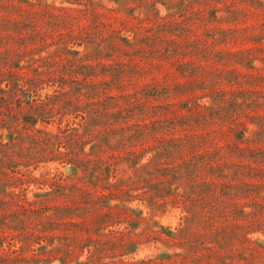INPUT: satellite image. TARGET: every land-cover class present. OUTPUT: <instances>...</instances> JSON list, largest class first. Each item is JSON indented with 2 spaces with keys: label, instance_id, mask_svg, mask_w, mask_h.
Returning a JSON list of instances; mask_svg holds the SVG:
<instances>
[{
  "label": "trees",
  "instance_id": "obj_1",
  "mask_svg": "<svg viewBox=\"0 0 264 264\" xmlns=\"http://www.w3.org/2000/svg\"><path fill=\"white\" fill-rule=\"evenodd\" d=\"M63 1L77 6L0 0V264H109L105 237L122 242L128 236L124 251L135 249L137 241L125 230L136 228L134 216L141 214L126 204L133 197L184 212L175 230L161 231L182 250L160 253V263L264 264V239L248 237L264 220V203L256 199L264 191V113H250L264 107V90L231 92L221 72L212 76L207 62L182 59V42L159 35L205 10L194 0H167L162 4L169 13L161 16L159 0H109L115 6L104 13L96 10L104 5L100 0ZM199 1L210 8L212 37L233 44L264 38L253 25L241 37L236 25L214 24L236 20V0L224 3L222 16L217 11L226 0ZM198 49L207 58L210 51ZM224 51L233 61L254 59L247 49ZM163 59H175L188 79L134 81V74L164 68ZM261 62L264 68V57ZM112 88L131 93H109ZM187 88L203 90L202 96L170 100ZM204 94L210 104L198 101ZM175 106L196 107V116H177ZM185 124L205 131H189ZM119 157L130 163L126 176L119 175ZM50 162L66 171L39 167ZM123 223L124 229L111 228ZM84 249L86 259L78 260Z\"/></svg>",
  "mask_w": 264,
  "mask_h": 264
},
{
  "label": "rangeland",
  "instance_id": "obj_2",
  "mask_svg": "<svg viewBox=\"0 0 264 264\" xmlns=\"http://www.w3.org/2000/svg\"><path fill=\"white\" fill-rule=\"evenodd\" d=\"M46 2H54L56 5L62 4L65 6H77L75 4H70L63 0H44ZM85 1V0H81ZM94 2H98L99 0H92ZM167 0H159V2L156 4V7L159 10V14L161 16L167 15L169 12L166 9V6L162 3H166ZM100 2L103 5H98L96 7V10L100 12H107L106 7H114L115 4L112 3L109 0H100ZM230 0H226L225 2H220V10L217 11L218 16L226 15V7H224V3H229ZM194 7L204 9L205 11L203 14L198 15V13H195L192 15V17L185 18L184 21L180 24L179 27H177L175 30L172 31H166L162 30L159 32V35L162 37H169L174 39H179L182 44L179 47V55L184 60H196L201 59L203 62H207L209 65V70L213 71L212 73H209L210 75L216 74L214 71L221 72L222 80H223V87L230 90L231 92L234 90H238L241 92L243 96L245 91L247 89L251 90H264V68L261 62V59L264 57V38H255L254 40L245 39L242 41H237L235 44L233 42H222V40H219L220 36L216 35L214 37L211 36L212 32L208 33V30L210 28V16L209 10L210 8L206 7L205 5H202L199 0H194ZM236 4L238 5L240 11H238V14H236V20L233 22H218L214 21V24L217 26L222 27H229L234 26L239 28V31L237 34L242 36L247 35L248 31L251 29H245L246 25H253V29L264 30V0H236ZM206 7V9H205ZM188 14H190L189 11H187ZM177 17H179L183 13L177 12ZM182 17V16H181ZM184 18V17H182ZM181 18V19H182ZM84 21V19L82 20ZM76 22V21H75ZM112 24L114 26H121V24L117 20H112ZM186 25V30L182 31L181 33L180 28L181 26ZM167 29V28H166ZM169 30V29H167ZM180 33V34H179ZM179 35V36H178ZM184 43V42H188ZM157 45L163 46L165 45L164 42H160L158 40ZM205 48L208 51L207 58H204V56L198 52V48ZM84 46L80 47L79 50H83ZM238 50V49H247L249 50L250 56H254V59L252 61H233L227 58L226 54L224 53V50ZM248 52H243L247 54ZM225 54V55H224ZM158 56V53H154L153 55H149V58L154 61ZM201 57V58H200ZM125 60H128V56L125 57ZM137 60V59H136ZM138 65L142 64L143 62L147 61V56L143 59H139ZM175 59L173 60H167L163 59V62L165 63V67L161 70L156 69L155 67H151L150 70L140 74H134L133 78L134 81H136L138 84H142L144 82H149L150 84H162L163 82L169 83H175L177 81H186L188 79L187 75H182L177 68L174 66L176 65ZM175 63V64H174ZM199 71L204 72V69H199ZM231 75H236L239 79L234 80L233 78H229ZM263 77H261V76ZM99 79L103 78L102 75L98 77ZM96 80H99L95 78ZM126 87L129 86V84L125 85ZM129 89V88H128ZM203 90L199 88H187V91L183 92L182 94L178 93L174 97L172 95L170 97V100L177 101L184 99L186 97L190 96H202ZM210 90H206V92H209ZM112 94H125V93H131L130 90H125V92L121 91V88H112L111 91H108ZM174 91L171 90L170 93H173ZM213 94V93H211ZM210 94V95H211ZM205 95V94H204ZM254 97H258L261 101L263 100L261 94H253ZM163 98V97H162ZM201 104H210L211 96L205 95L204 97H200L198 100ZM263 102V101H262ZM198 107V106H197ZM196 108V107H195ZM195 108L190 110H187L186 108H180L178 106H175V110L173 113H175L177 116L180 114H186V115H195ZM198 110L206 111V109L203 106L198 107ZM172 113V112H171ZM250 113L256 114V113H264V107L256 108L255 110H250ZM169 115V113H168ZM194 125V124H193ZM219 125V123L217 124ZM49 128L54 129L55 125H49ZM182 127H185L187 129H190L189 131H197V132H204L205 128L201 127L196 128L192 127V125L185 124ZM249 128H255V124L248 123ZM217 136H221L218 134ZM220 142H225L224 138L219 139ZM147 157H143L140 161L138 160V164L144 162ZM123 157H119L120 163L118 165L119 169V175L120 176H126L128 173H130V167L127 162H124ZM41 166H45L48 168L49 171L54 172L56 170L58 171H66L64 168V164L58 163V162H50L46 163L45 165L43 163L40 164ZM127 169L126 171H124ZM41 170V169H38ZM35 171V174H38L39 171ZM30 189H35V186L33 184L30 185ZM36 190V189H35ZM256 199L260 201L261 203H264V191L260 193L259 196H256ZM250 201V199H248ZM116 200H113L112 203H115ZM126 204L130 207L137 208V210H141V214L136 213L134 216L135 220L138 221V224L136 228L132 229L130 227H127L125 230H131L132 239H135L137 243H135V249L131 252H125V247L129 246V242L126 239H129L128 236H125L122 242L121 239L109 235L104 238V248L106 250V253H108L109 256H107L105 261L109 262V264H168V259H164L162 263H160V259L157 258V256L160 253L168 252L172 253L174 251H181V248L175 247L171 240H169V237L164 234L163 231L164 228L175 230L176 227H178L179 223L181 222V216L184 214L180 206H171L168 205L166 207H159L156 206H150L148 202L144 199H140L139 197H133L131 198ZM126 226V223L113 225L111 228L113 229H124ZM254 232H251L248 234V237L250 238H260L264 239V220H261L260 223L256 224L253 228ZM233 239L231 237L230 245L229 247L233 248ZM77 254L79 255L77 257L78 260H85L88 252L86 249L82 251H77ZM114 256V257H113ZM227 264H247L244 263V260L236 261L234 262L231 259L226 260ZM75 261H72L68 264H74ZM41 264V263H39ZM49 264H59L57 260H54L50 262ZM252 264H263L261 261H257L256 263Z\"/></svg>",
  "mask_w": 264,
  "mask_h": 264
}]
</instances>
